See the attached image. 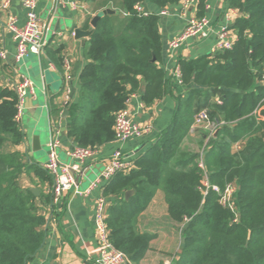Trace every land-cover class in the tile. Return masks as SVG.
Listing matches in <instances>:
<instances>
[{"label": "trees", "instance_id": "16d2710c", "mask_svg": "<svg viewBox=\"0 0 264 264\" xmlns=\"http://www.w3.org/2000/svg\"><path fill=\"white\" fill-rule=\"evenodd\" d=\"M183 0H85L105 14L91 29L83 54L77 98L66 109V137L78 147L100 148L114 140L115 114L127 98L140 92L149 106L172 91L158 66L162 43L159 17L137 14L135 4L160 10ZM225 10L237 17L230 25V50H217L192 59H178L185 93L173 96L175 108L169 124L160 130L128 172L115 174L104 186L112 198L106 225L113 246L138 264L151 236L139 233L137 218L157 190L164 194L167 212L182 223L180 252L173 264H264V119L252 112L264 105V0H223ZM205 0H197L196 18L204 15ZM58 50L47 55L59 69ZM143 86L142 91H140ZM220 101V104L216 102ZM17 96L0 87V264H27L44 240L45 219L38 214L31 189H22V174H34L51 186L50 176L38 164L7 148L23 142L25 134L15 121ZM51 116L58 112L51 106ZM209 110L212 122H223L217 133L202 136L204 171L219 189L236 185L235 212L223 208L211 189L203 196V170L199 153L181 150L195 114ZM264 118V109L261 111ZM205 139L206 142H205ZM243 142L233 153L231 145ZM204 143V144H203ZM131 191L127 198L125 194ZM45 198L50 202V195ZM235 214L238 218L236 221ZM184 219H187L184 222Z\"/></svg>", "mask_w": 264, "mask_h": 264}, {"label": "crops", "instance_id": "0c3cea01", "mask_svg": "<svg viewBox=\"0 0 264 264\" xmlns=\"http://www.w3.org/2000/svg\"><path fill=\"white\" fill-rule=\"evenodd\" d=\"M83 2L86 4V12L76 13L67 4L63 5L54 0H38L36 11L49 26V31L53 32V35L50 37L41 57L29 55L21 62H16L14 59L16 42L11 34L4 29V21L7 14H11L15 17L16 24L22 26L26 19V12L22 8L20 0H10L7 10L0 7V50H4L6 53V60H0V87L13 90V86L24 75L25 77L36 75L41 81V89L43 90V108L46 111L48 132L45 142L42 141L38 132L32 130L33 127L36 130V125H38V121L34 117L36 96H32L24 102L23 116L20 122L25 138L19 145L7 148L9 151L23 155V162L25 163L29 161L39 165L47 160V156L44 154L45 159L43 158L42 162L36 160L38 155L31 151V138L34 134L39 135L40 151H47V144L50 140H59L61 143L59 158L61 162L69 161L64 154V151L71 144L66 137V129L62 126L59 131L55 132L50 114L51 106H58L60 91H55L52 84L47 82L46 73L52 79L57 80L58 78L62 83L63 62L68 60L72 73L70 81L72 100L77 98L80 89L79 74L86 63L83 49L87 38L77 40L73 33L76 29L90 30L85 29V25L88 24L91 28L90 22L98 12L94 6L89 5L85 0ZM142 6L148 12L158 14L160 11L150 4H143ZM224 8L223 0H205L203 17L207 20V25L204 28L206 36L185 39L173 51L169 49L168 43L182 31L188 20L196 17L197 0H192L186 9L182 8V2H180L178 5L170 7V13L166 16H158L162 43L161 59L158 66L164 70L165 76L169 79L173 95L166 96L146 106L141 100L140 92L132 94L125 106L131 120L140 126L150 125L151 130L140 137L129 138L123 142L113 140L111 143L100 147L94 157L77 163L76 186L78 190H86L91 181L99 174L102 169L101 160L103 158L109 157L118 150L125 158L134 162L155 141L156 134L169 124L175 108L173 96L187 91V87L175 85L171 73L177 66L178 59H192L211 53L216 43V32L226 24ZM48 49L51 51L59 49L57 54L61 58L59 69L49 59ZM142 89L143 86H141L140 91ZM24 117L30 121L29 124H32L30 127L23 124ZM200 129L203 128L194 129L192 126L190 127L181 144V150L193 153L198 151L197 153L202 156L201 138L204 135L208 137L211 130L203 129V132L199 134ZM40 156L42 157L41 153ZM18 184L22 189L36 188L38 191L41 190L42 195L36 199L35 206L38 214L45 219V225L42 227L44 231L42 247L27 264H97L95 262L97 255L94 253L97 246L94 219L97 204L101 198L105 200L107 218V210L112 202V198L103 193L107 183H97L94 187L89 188L86 194H73L71 192L55 207H50V202L46 203L44 198L48 195L47 189L50 187L47 181L42 182L30 173L29 175L22 174ZM182 226V223H175L170 219L164 194L157 190L145 210L137 218L138 232L151 236L148 248L138 264H167V262L173 264L180 252Z\"/></svg>", "mask_w": 264, "mask_h": 264}, {"label": "built area", "instance_id": "2783aa9c", "mask_svg": "<svg viewBox=\"0 0 264 264\" xmlns=\"http://www.w3.org/2000/svg\"><path fill=\"white\" fill-rule=\"evenodd\" d=\"M38 0H20L22 8L26 12V19L22 26L16 24V19L11 14H7L4 21V29L11 34L16 42V49L14 59L16 62H21L29 55L41 57L50 37L53 32L49 31V26L39 17L36 8ZM61 4H67L76 13L86 12V4L82 0H54ZM192 0H183L182 8H188ZM10 0H0V7L7 10ZM134 11L141 16H148L150 12L145 10L142 4H135ZM170 13V7H164L158 12V16H166ZM237 11L234 9H227L224 12L226 24L216 32V43L211 50V53L217 50H230L234 38L230 33V25L237 17ZM207 25V20L204 17L191 18L186 22L182 31L168 43L171 51L177 49L180 43L188 38H195L196 36L205 37L204 28ZM74 34V33H73ZM0 60H6V53L0 50ZM172 80L176 86H181V75L179 67L176 66L171 73ZM72 79L71 66L68 60L63 62L62 70V87L60 91L59 103L57 106L58 112L51 118L53 130L59 131L60 128L66 126V109L72 103V93L70 88V81ZM261 81L264 82V67L262 69ZM13 91L17 96V107L15 114V121L21 122L24 110V102L29 97L35 96L34 84L28 77L23 76L21 80L13 86ZM43 91V90H42ZM132 95V94H131ZM127 98L126 104L131 97ZM220 104V101L216 102ZM264 105L258 106L253 112L256 122L263 121L261 111ZM223 122H212L205 110L198 111L192 123V128H203L211 130L210 136L216 132L217 127L221 126ZM150 125L140 126L134 123L126 108L118 111L115 114L113 132L114 141L123 142L129 138H137L151 130ZM243 142H235L231 149L233 153L238 152L242 147ZM99 148L78 147L70 144L69 148L64 151L68 162H61L59 152L61 151V143L57 139H52L47 144V160L39 164V167L44 170L51 178L52 184L47 189L50 195V207L57 206L62 199L68 197L70 193L86 194L89 188L94 187L97 183L108 182L115 174L119 172H128L133 168V161L128 160L120 151H115L109 157L103 158L102 169L93 181L89 184L86 190L80 191L76 186V175L78 174L77 163L84 162L94 157ZM198 167L203 170L201 178V192L203 196L211 189L218 197V203L231 212H235L233 197L236 192V185L234 183H227L224 188L219 189L214 185H210L207 173L204 171L202 156L197 160ZM52 210V208H51ZM238 218L235 214L236 221ZM187 219H184L186 222ZM94 229L97 238V246L94 253L97 255L95 262L97 264H133L121 251L117 250L111 243L109 230L106 225V210L105 200L99 199L94 219ZM171 264V262H167Z\"/></svg>", "mask_w": 264, "mask_h": 264}, {"label": "rangeland", "instance_id": "374dc122", "mask_svg": "<svg viewBox=\"0 0 264 264\" xmlns=\"http://www.w3.org/2000/svg\"><path fill=\"white\" fill-rule=\"evenodd\" d=\"M100 2H102V0H97L96 3L99 4ZM26 77H28L32 80V82L34 84V93L36 96V100L34 101V104H35V112H34L35 115H34V117H35V119H37L38 125H36L37 127H36L35 132H38L41 135L42 141L45 142L48 132H47L46 111L43 108V105H44L43 99L44 98H43V93H42V89H41L42 88L41 81H40L39 77L36 75L34 77H29V76H26ZM46 80H47V82L52 84V87L55 89V91L61 89L62 83L59 81L58 78H57V80L55 78L52 79L51 76L48 73H46ZM205 111L207 112V114H209L210 109L209 110L206 109ZM29 122L30 121L27 120L26 117H24L23 124L30 127L32 124H29ZM202 132H203V129H200L198 131L199 134H201ZM209 137H210V135H209ZM197 145H198V143H197ZM46 152H47L46 150L36 152V154L38 155V156H36L37 157L36 160H41L40 162H42L43 158L45 156H47ZM40 153L42 154V157L40 156ZM43 154L45 156H43ZM38 157H40V158H38Z\"/></svg>", "mask_w": 264, "mask_h": 264}, {"label": "water", "instance_id": "95a60500", "mask_svg": "<svg viewBox=\"0 0 264 264\" xmlns=\"http://www.w3.org/2000/svg\"><path fill=\"white\" fill-rule=\"evenodd\" d=\"M114 13L113 10H110V9H105L103 10L100 14L96 15L95 17L92 18L91 22H90V25H91V29L95 27L96 25V21L103 15L105 14H112ZM90 30H87V31H81L79 29H76L74 31V38L79 40V39H88L89 37V34H90ZM35 128L33 127V132L35 131L34 130ZM217 133V131L214 133V135ZM41 149V144H40V138H39V135L38 134H34L31 138V151L33 153H36L38 151H40ZM31 192L33 193L34 196H37L39 191L36 189V188H33L31 189ZM131 191L127 192L125 194V197L127 198L129 195H131Z\"/></svg>", "mask_w": 264, "mask_h": 264}]
</instances>
